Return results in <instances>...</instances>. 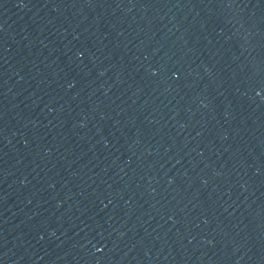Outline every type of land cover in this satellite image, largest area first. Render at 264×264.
Returning a JSON list of instances; mask_svg holds the SVG:
<instances>
[{"label": "water", "instance_id": "95a60500", "mask_svg": "<svg viewBox=\"0 0 264 264\" xmlns=\"http://www.w3.org/2000/svg\"><path fill=\"white\" fill-rule=\"evenodd\" d=\"M0 264H264V0H0Z\"/></svg>", "mask_w": 264, "mask_h": 264}]
</instances>
